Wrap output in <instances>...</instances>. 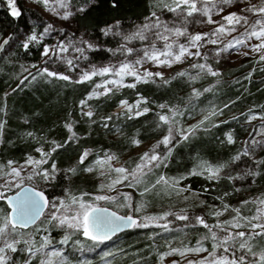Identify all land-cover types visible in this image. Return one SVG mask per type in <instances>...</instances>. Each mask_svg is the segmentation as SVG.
Segmentation results:
<instances>
[{
  "label": "trees",
  "instance_id": "obj_1",
  "mask_svg": "<svg viewBox=\"0 0 264 264\" xmlns=\"http://www.w3.org/2000/svg\"><path fill=\"white\" fill-rule=\"evenodd\" d=\"M68 2L69 6L77 11L72 17L73 23L71 22L75 32L90 34L99 43L112 49L120 48L122 42L116 36H105L103 29L115 24L121 29H128L156 17L168 21L173 12L168 11L165 5L175 6L171 0H68ZM16 7L21 12L18 18L11 15L8 0H0V43L2 44L9 36L13 37L4 45L3 51H0V123L3 124V131L0 133V169H7L10 161L23 164L28 157L40 156L37 148L50 152L54 147L53 142H56L63 147L52 152L48 162L43 165L46 170L51 169L53 163L59 168V172L45 190L49 199L65 193L77 196L88 193L90 195L85 197H93L100 192V185L94 175L87 174L86 168L107 151L122 147L130 148L134 139L143 143L158 142L167 134L168 125H164L158 119L157 113L161 115L164 113L159 105L179 108L183 112L185 122L191 119L202 120L213 109L218 111L222 109V113L219 114L221 120H214L201 126L186 141H178L179 138L172 141L169 145L172 152L166 166L155 168L153 173L144 178L142 184L137 186L139 191L135 192L133 202L142 200L149 206L148 208H155L158 204V199L155 198L164 186L158 185L143 196L140 192L145 185L150 187L156 177L163 174L170 179L187 176V179H179V184L202 196L206 207L211 210L238 203L240 191L226 176L220 175L219 179L209 180L206 174L188 176V173L202 162L227 166L246 165L243 156L245 147L257 137L259 128L264 125V120L254 124L253 120L248 119L253 114L258 117L264 115V61L259 58H246L239 66L215 77L205 74L201 78L191 80L188 77H179L178 72H174L167 80L137 83L135 88H129L124 93L115 92L91 102L100 108L99 112L101 110L104 112L98 121L92 123L89 117L81 113V101L87 100L98 83L97 79L75 83L39 75L38 65L44 60L42 56L44 47L53 42L43 38L45 23L39 11L25 7L22 0H16ZM80 8L85 10L81 12ZM153 12L156 13V17L152 16ZM31 34H36L38 40L25 49L22 44ZM107 56L108 52L103 49L91 53L90 58L91 61L98 62L107 59ZM25 69L31 70L30 72L37 78L32 80L31 76L25 75L29 79L24 80L23 75L27 72ZM21 80H24L23 84L20 83ZM205 88L210 91L204 92ZM193 89H198L202 95L194 97ZM141 97L147 100L146 107L150 111L139 117L127 119L123 123H115L112 113L120 107V102L128 100L134 103ZM106 117L112 119L103 120ZM106 122L109 125L104 128ZM67 123L72 124L76 136L65 143L72 135L65 127ZM117 133L119 136L114 139L113 136ZM229 134L233 137L234 143H228ZM85 150H88L90 155L81 164L80 156ZM166 151L164 146L158 149L161 154ZM237 155H240V159L233 160ZM138 160L139 157H134L127 163L132 168ZM261 161H264V151ZM71 168H75L76 171L69 172L68 169ZM256 172L259 175L255 176L250 191L264 189V162H261L259 167L257 165ZM252 178L253 176L248 175L246 181L249 182ZM18 190L6 195L15 194ZM110 209L117 210L113 207ZM9 211L5 200L0 199V214ZM128 211L129 207L120 211V214L127 215ZM190 214H187L189 216L187 221L178 220L175 216H169L164 220L171 231L155 226L126 231L115 237L114 241H118L117 243L105 248L104 252L107 254H88L89 264H158L160 254L167 247L163 239L172 238L171 243L178 244L183 234L190 235L189 242L193 245L201 242L210 245L209 238L203 239L209 234L208 229L195 221L197 215ZM42 219L28 230L33 241L19 244L18 251L9 264L18 259L26 262L29 253L25 249L33 245L40 247L45 236L54 245L59 244L62 231L54 226L49 229L41 228L45 224ZM17 231L25 232L19 229ZM223 235L225 233L220 234ZM248 243L256 256H252L246 250L238 251L237 256L244 255L246 264H255L258 256L264 254V236L249 239ZM99 245L101 244H94L78 235L69 241L65 250L70 260L78 263L82 259L81 249L87 253L95 252ZM217 253L221 254L220 251ZM227 255L231 256L230 253ZM32 264H38V259Z\"/></svg>",
  "mask_w": 264,
  "mask_h": 264
},
{
  "label": "snow or ice",
  "instance_id": "obj_2",
  "mask_svg": "<svg viewBox=\"0 0 264 264\" xmlns=\"http://www.w3.org/2000/svg\"><path fill=\"white\" fill-rule=\"evenodd\" d=\"M37 2L42 3L48 10L55 11L54 8L50 7V0H37ZM57 4L60 7H67L65 0H56ZM237 2V0H200L202 7L198 8L197 3L198 0H173L174 7L166 4L165 8L168 11L174 13H181L186 22L187 17H192L194 14L199 13L204 17H207V23L209 24H219L217 28H215L212 33H204V34H195L190 35L187 32L186 27H169L166 22L160 20L159 17H156V13L153 12L152 16L156 17L155 22L153 23H145L142 27H138V29L132 33L122 34L120 32L112 33V28L109 27L107 29H103L105 35L114 34L122 36V39L126 42H131L132 40H140L144 41L148 39L146 35L147 32H151L153 29L157 31L154 33L158 40L164 41L163 49H158L155 45V42H152L149 48L143 50V55L134 61H125L121 62L119 65H108L104 67L97 68L96 66H92L90 71L82 72L80 78L76 80V83H84L86 81H90L93 77L96 76H108L112 75L116 77V79H108L103 83L96 84L95 88L100 89L103 88V92L93 91L87 99H91L93 97H97L100 95H107L113 91V88L119 89L121 87L127 88H135L137 83H155V78H160L163 80V74L161 72H152L150 70H145L143 74L138 71V66L143 65L145 60L154 62L157 66H167L172 67L173 64L180 63L183 61L185 56L188 57H200L201 53L199 52V44L198 42L205 40L210 44H218L219 39H212L211 37L219 38L222 35H231L233 32L237 31V26H240L244 29L243 32L240 33L239 37H234V42H229L223 49L217 50V55L221 51H227L230 48H236L241 45H247V41L255 38L259 43L255 45H251V51L256 53L264 52V0H261L259 4H253L250 0H239L240 3L246 4L245 7L240 9V12H231L228 15L222 16V20L227 22V25L223 23H219L218 21H214L212 19V10L213 8H217L219 12L224 11L225 5H232ZM8 5L11 8V15L13 17H19L21 15L20 10L16 7V0H8ZM211 5V7H209ZM115 6V5H113ZM84 8H80L79 11H84ZM257 17L254 21L249 23V15ZM72 13L68 12L63 15V19H68ZM119 23V22H117ZM52 29V25H48L44 28L43 34H48ZM181 37L186 36L188 39V43H178L176 41L169 42L170 37ZM13 37L9 36L3 40V43L0 44V51H3L4 45H7ZM38 40V36L36 34H31L27 37V41L22 44V47L25 49L29 48V45ZM84 46H76L71 41L68 46L74 47V51L81 54V58L87 59V56L84 55L85 48L95 50V46L88 41H82ZM68 46L65 45L64 41H60L59 44L54 49H50L48 46L44 47L42 52V56H49L51 52L53 56H59L60 53H64L68 51ZM192 48H196L197 51H191ZM109 51H120L125 55H131L133 53V49L127 47V43L122 44L120 48L116 50ZM244 55H248V53H244ZM205 60L207 56L203 57ZM259 59L264 61V54L260 55ZM66 63L69 66H73V60L67 59ZM32 67H36V65H32ZM192 68L198 69L196 76H191V74L187 71H181L177 73L179 77H188L191 80H195L199 78L200 73H206L213 77L220 75V73L210 65L206 64H193ZM27 71V69H25ZM38 74L43 76L46 75L48 77H54L60 80L70 81L71 77L62 73H58L56 71H50L47 67L39 69ZM29 76H31L32 80L37 78L36 75H33L29 72ZM133 77L135 83H124L126 77ZM29 77L25 76L24 80H28ZM24 80H21L20 83L23 84ZM165 83H169V81H164ZM108 85H112L110 88ZM210 89L205 88L204 92H208ZM192 95L194 97H199L202 93L198 89H193ZM141 103L146 104L147 100L143 97L137 100L135 104H129L128 101L123 100L120 102L121 106L125 107L126 114H128L129 118H133V110L136 109L134 115L136 117L144 115L149 112L150 109L148 107H144L142 110L140 109ZM86 104V100L81 101V106ZM167 107L164 104L159 105V108L164 109ZM227 107V105H225ZM169 114H159L158 119L164 125H168L167 134L157 142L153 148L143 153L139 160L135 163L134 167H112L111 161L117 159L114 155H106L103 159H99L96 161L97 168L101 170V175H105L106 172H114L116 174L115 178L112 179L111 183L108 185H100V190L103 191L105 188L108 190H115V186L118 184H125L126 187H136L141 185L144 181V178L147 177L150 173H153L155 168H160L161 165L166 166V161L171 155L172 148L169 145L172 144V141L176 138V135H179L182 140L186 141L189 139L191 135H194L195 132L203 125L204 121L209 119V116H215L217 114L222 113L221 110L213 109L209 116H205L197 125H193L188 127L187 129L182 128L179 125V121L176 119L177 116L183 115V112L177 107H170L168 109ZM251 111V110H250ZM84 115L91 118L93 116V112L88 111L84 112ZM264 120V115L257 116L253 114L248 119L249 121L254 119ZM105 120L112 119L111 117L103 118ZM107 127V124L104 125ZM159 126V125H158ZM218 126V125H214ZM65 127L68 129L72 135L68 138L69 141L73 140L76 134L72 130V124L67 123ZM264 129V125L261 126ZM3 131V124L0 123V133ZM264 135V131L261 132ZM28 135H32L28 133ZM228 143H234L233 137L231 134L227 137ZM133 144L139 146L141 141L133 140ZM54 147H52L50 152H44L41 148H37L36 151L41 154V159H35L33 157H28L26 160L27 165H33L34 170L33 174L29 175L27 179H32L33 175H42L45 179L50 177V173L48 170H43L42 172L36 171V169L40 168L41 165L46 164L48 162V158L51 157V153L55 152L57 149L63 147L62 144L53 142ZM261 144L264 145V141H257L253 139L251 141V145L255 147L256 145ZM163 145L167 151L163 154L157 151L160 146ZM249 151L247 146L243 152V155H249ZM90 155L88 150H85L81 156L79 163L83 164L87 157ZM240 155H237L233 158V160H239ZM264 161H257L259 164ZM10 171L4 173L6 176H11L18 178L20 181L24 179L22 176V169L17 167H11L14 162H8ZM107 166V167H105ZM225 164L212 165L207 162H202L198 164L196 168L192 169L188 176H205L209 180L219 179L220 173L223 171ZM52 172L55 173L56 165L53 163L51 165ZM96 169L91 167L86 168L85 171L91 172ZM69 172H75V168L68 169ZM246 175H251L253 177L259 175L258 172H254L249 170ZM187 176L181 177L179 179H187ZM241 179L243 177H240ZM179 179L168 178L163 174L156 177L154 182L149 187L145 185L143 191L140 192V195L143 196L145 193L150 192L152 189H155L158 185L161 186H169L176 189V185L179 184ZM229 179H234V177H229ZM127 182V183H125ZM16 187L20 188V191L17 192L14 196H7L4 191H0V199L6 200L10 211L6 214H0V264H8L11 259L7 252L11 251L13 253L17 252L18 249L16 247L21 241L19 239L20 233L17 232V229L27 228L30 225L36 223V221L43 215L44 210L49 207L50 201L48 197L42 191H37L33 188L23 187L21 183H16ZM5 187L7 190H11L12 181H8L6 185L0 186ZM190 191V189H176L177 195H180L183 191ZM88 193H82L81 195H71L67 201L60 200L58 203H51V207L54 209L53 212L50 213L49 223L52 221L56 222V227L66 228L70 230L66 232L63 239L59 242L61 245H66L69 243L71 239V235L73 233H81L85 238L92 241L94 244L104 243L107 240H110L116 233L123 231L125 229L131 228H149L152 226L161 227L165 231H171L168 224H160L159 221L167 220L169 216H175L178 220H189V216L186 213V210H181V214L165 212L159 216H144L142 219L134 218L131 215L128 216H120L116 212L110 211L107 208L100 207L96 204L97 201H109L113 202L116 200V197L109 195H96L91 197V202L85 200V196H89ZM125 202H128L132 199L131 194L125 193L123 194ZM187 199V197H185ZM254 203L257 205L256 214L251 217H245L241 214L240 208L231 209L232 212L235 213L233 218L228 221L217 222L214 225H209L203 216H196L195 221L202 225L204 228L208 229L209 235L203 237V239L211 238L213 243V251L209 253V256L204 257L198 261H188V264H246V258L244 255L237 256L238 251L246 250L247 253H250L252 256H256V253L252 252V248L248 243L249 239H253L256 236H264V198H258L255 201H243L242 204ZM123 206L132 207L130 203H126ZM144 205L141 204L140 207H137L135 211L139 212ZM230 208L229 205H224L223 211H228ZM223 211H215L214 215L219 217L223 214ZM241 221H244L243 223ZM255 221V222H254ZM213 228L220 229L225 233L223 236H218L217 232L213 231ZM231 229H240L245 228L249 229V231H229ZM259 229L260 231H257ZM247 237L248 239H245ZM25 244H28V241H24ZM79 243V241H76ZM50 241L47 236L43 238V242L40 247L29 246L25 249L26 252L30 254V258L26 261V264H31V256H35L37 253H41L45 258L41 259L39 264H56V261L52 259V257H56L59 261V264H67L66 258L64 257L62 249H54L51 252H46L45 249L49 247ZM169 251L160 254V262L163 264V261L166 257L172 255H180L186 256L187 253H197L207 252L208 249L204 248L202 242L198 244L197 247L184 249L172 248L170 244H168ZM83 250V249H81ZM217 251H220V255H217ZM228 253L231 256L227 255ZM172 264H178L177 261H173ZM255 264H264V254L259 255Z\"/></svg>",
  "mask_w": 264,
  "mask_h": 264
},
{
  "label": "rangeland",
  "instance_id": "obj_3",
  "mask_svg": "<svg viewBox=\"0 0 264 264\" xmlns=\"http://www.w3.org/2000/svg\"><path fill=\"white\" fill-rule=\"evenodd\" d=\"M171 1L173 2V0H171ZM22 2H23L25 7L37 10L42 14V16L44 17L45 27L48 25H52V29L49 31V33L44 34V36H43V38H45L47 40L48 39L52 40L53 43L48 45V47L50 49L56 48V46L59 44L60 41H64L66 46L69 45L70 41L76 46H84L82 44V41H88L89 43H91L95 46V50L85 48L84 55L87 56V59L81 58V54L74 51V47L68 46V51L64 52V53H60L59 56H53L52 53L50 52L49 56H47V57L44 56V60L42 61L41 64L38 65V69H42L44 67H47L50 71H56L58 73H62V74L70 76L71 82H75L76 80H78L80 78L82 72L90 71L92 66H96L97 68H99V67H104V66H108V65H119L121 62H125V61H134L135 59H137L143 55V50L146 48H149L152 42H155V45L158 49H163L164 41L158 40L156 38L154 33L157 30L153 29L151 32L146 33V35L148 36V39L144 40V41H140L137 39V40H132L131 42H126L122 39V36H120V35L109 34V36H116L122 42V44L127 43V47L132 48L134 50L131 55H125L120 51H109V49L116 50L118 48L112 49V48L106 47V46L102 45L101 43H99L90 34H85L83 32H79V33L75 32V30L73 28V24H72L73 23L72 17L75 15V13L77 11L69 6L68 0H65L67 7H63V8L60 7L59 4H57L56 0H50V7L54 8L55 11L48 10V8H46L42 3L37 2V0H22ZM250 2L253 4H259L261 2V0H250ZM245 6H246V4L240 3L239 0H237V2L233 3L232 5L223 6L224 7L223 12H219L218 7L213 8L212 19L214 21H218L219 23H223V24L227 25V22L222 20V16L228 15L231 12L239 13L240 9L242 7H245ZM197 7L198 8L202 7L200 0H198ZM209 7H211V5H209ZM68 12L72 13V15L69 16L68 19H63L62 18L63 15L65 13H68ZM247 15H249V18H250L249 23H251L252 21H254L257 18L255 16H252L250 13H247ZM159 18L161 21L166 22L169 27H173V26L186 27L187 32L190 35L204 34V33L210 34V33H212V31L215 28H217L219 26V24H216V23H213V24L207 23L206 22L207 17H204L199 13L194 14L192 17H187L186 22H184V19H183L181 13H174L173 12L172 17L168 21L164 20L161 17H159ZM155 20H156V18L150 19V20H147L143 23L136 24V25H134L128 29H123V28L121 29V27H119L118 24H115V25L110 26V27L112 28V33L120 32L122 34H128V33H132L134 31H136L138 29V27H142L145 23H153V22H155ZM243 31H244L243 28H241L240 26H237V31L233 32L231 35H222L219 38L211 37L212 39H219L220 42L218 44H215V45L207 43L205 40L198 42V44H199L198 50L201 53L200 57L185 56L182 62L173 64L172 67L157 66L154 62L145 60L143 62L142 67L138 66V71L141 74H143V72L146 69L150 70L152 72H161L163 74V80H167L173 75L174 72H181V71H187L191 74V76H196L197 72L199 70L192 68L191 65H193V64H206V65H210L213 68V70H216L220 74H222L224 71H227V70H230L231 68L239 66L243 62V60L246 58L255 59V58H259L260 55L264 54V52L256 53V52L251 51L250 46L255 45V44L260 42V41H257L255 38L248 40L247 45H241V46L236 47V48H230L227 51H221L219 53V55L216 54L218 49H223L229 42H234V37H239L240 33ZM172 41H176L178 43H184V44L188 43V39L186 36H181V37L171 36L169 42L171 43ZM103 49H105V51L108 52V56L106 57L107 59H103L102 61H98V62L91 61L92 60L90 58L91 53L96 52V51H101ZM191 51L195 52V51H197V49L192 48ZM244 53H248V55H244ZM204 56H207L206 60L203 58ZM67 59L73 60V66H69L66 63ZM30 71L31 70L27 71L23 76L29 75ZM205 74L206 73H203V72L200 73L199 78H201L202 76H205ZM94 79H97V82H98L97 84H100V83H103L105 80H108V79H116V77H114L112 75L103 76V77L96 76V77H93L92 80H94ZM92 80H90V81H92ZM163 80H161L160 78H155V81H163ZM86 82H89V81H86ZM124 83H126V84L127 83H135V80L133 77L129 76V77L125 78ZM108 87L112 88L113 86L108 85ZM128 89L129 88H127V87H121L118 90L113 88V91L107 95H100L97 97H93L91 99H87L86 104L81 106V113L83 114L84 112L91 111V112H93V116L91 118H89V119H91V122L94 123V122L98 121L103 116L104 112H103V110H101L99 112L100 108L91 102H95L97 100H100L101 98L110 96V95L114 94L115 92L116 93H124ZM94 90L97 92H103L104 91L103 88H100V89L95 88ZM139 99H141V98H139ZM126 101H128V100H126ZM128 103L130 105L135 104V102L132 103L129 101H128ZM144 107H146V104L141 103L140 109L142 110ZM168 109H169L168 107L164 108L163 114H169L170 115ZM135 111H136V109L133 110V114H132L133 118H136V116L134 115ZM112 115L115 117V119H114L115 123L116 122H122L123 123L127 119H130L128 114H126L125 107L121 106V104H120V107L112 113ZM83 116L88 117L84 114H83ZM176 119L179 121V125L184 129H187L188 127L193 126V125H197L201 121L198 119H191V121L185 122L182 115L177 116ZM221 119L222 118L219 116V114H217L215 116H209V119L205 120L203 125H206L209 122H212L214 120L219 121ZM103 120H105V119H103ZM257 122H262V120H253L254 124ZM105 124L109 125L108 122L104 123V125ZM203 125H201V126H203ZM104 128H106V127L104 126ZM259 130H260V132L258 133L257 137H255V140L264 141V135L261 134V132L264 131V129H262V127H261V128H259ZM118 136H119V133L114 135L113 138L117 139ZM176 138L177 139L179 138L178 141L182 140L179 135H176ZM156 144H157L156 141L147 142V143L141 142L139 146H136L135 144L131 143L130 148L127 147V148L123 149V147H122L121 149H119V148L112 149L111 151L105 152L104 155L101 158H98L97 160L103 159L106 155H114L115 157H117V159L111 161L112 167L124 166V167L130 168V164H128L127 162H129L134 157H140L143 153L150 151L153 148V146ZM161 146H163V145H161ZM247 148H248V151L250 154L247 156L243 155L244 156V164H246V165H241V166H239V165L227 166L226 165V167H224L223 171L220 173V175H224L228 179H229V177H234V179H229V180L233 184H235V186H237V189L240 191V197L238 199V203H236L234 206H230L228 211H223V208L222 209L214 208L212 210L210 208H207L205 205V199L191 189H190V191L186 190V191H183L180 195H177L176 189H188V188H183L180 184L176 185V189L169 187V186H164L159 191V194L157 197L155 196V192L153 191L154 198L156 197L155 200L158 199V204L155 208H152V209L148 208L149 206L144 204V202L142 200H140L137 203L133 202L135 192H138L139 190H138L137 186L136 187H126L125 184L116 185L115 190H108L107 188H105L103 191L100 190V186H99L100 192L97 193L96 195L114 196V197H116V200L113 202L97 201L96 204L100 207H103V208L113 207V208L117 209L116 212L120 213V211L125 210V208H128L127 206H123V205H125L126 203H130L132 205V207H129L130 211L127 212V216L131 215V216L137 217L139 219H142L144 216H159L165 212H172V213L181 214V210L183 209V210H186L187 214L191 213L190 215H192V216H194V215L203 216L209 225H214L217 222H223V221L231 220L233 218V216L235 215V213L231 211V209H233V208H240L242 216L251 217V216L256 214L257 205L254 203L242 204V202L243 201H255L258 198H264V189H262V190L259 189L258 191H256V190L250 191V189L253 186L255 177H253L252 179L249 180V182H247L246 180H247L248 175H246V173L249 172V170L256 172L257 165H258V167L261 165V163L257 164L256 162L261 161L262 152L264 151V146L261 144H258L255 147H253L251 145V141H250L247 145ZM157 151H158V149H157ZM31 157H33L35 159H41V155L40 156H31ZM96 161L91 166H89V167L96 169V170L91 171V172L87 171V174L94 175L95 178L98 180L99 185L110 184L112 179L115 178L116 174L114 172H106L105 175H101V170L97 168ZM43 165H41L40 168L36 169V171L42 172L43 170H45L43 168ZM212 165H214V164H212ZM11 167L21 168L22 169L21 174L24 177V179L22 181H20L18 178L4 175V173L10 171L9 166L7 169L1 168L0 169V186L6 185V183L8 181H12L11 190H7L5 187H0V191H4L5 194L12 192V191H15L17 189H20L19 187L15 186L16 183H21L23 187L30 185V186H33L37 189L45 191L48 187L47 186L48 183L52 182L53 179L55 178V176L57 175V173L59 172L58 171L59 168L56 166L55 173L52 172V169H48V171L50 173V177L48 179H45L42 175H33L32 179H27V177L29 175L33 174V170H34L33 165H27L24 162L23 164L13 163L11 165ZM71 167H73V166H71ZM105 167H107V166H105ZM240 177H243V178L241 179ZM125 183H127V182H125ZM138 186H140V185H138ZM125 193L131 194L132 199L128 202H125V200H124L123 194H125ZM71 195H73V193L72 194L65 193L62 196H58V197H55L52 200H50L48 210L46 211V213L42 219L43 221H45V224L41 228L49 229V228L54 226L57 230L62 231V233H61L62 236L60 237V241L63 239L66 232H68L70 230H67L66 228H62V227H56L55 221H52L51 223L48 222L49 217H50V213L54 211V209L51 207V203H53V202L58 203L60 200L67 201ZM96 195H94V196H96ZM185 197H187V199H185ZM84 199L91 202V197H84ZM141 204L144 205L141 208V210L139 212L135 211V209L137 207H140ZM215 211H223V214L219 217H216L214 215ZM121 215H123V214H121ZM241 222L243 223L244 221H241ZM159 223L165 224L164 220L159 221ZM23 231H25V232L20 233L21 235L19 236V239L21 241L19 244L24 243V241H28L29 243H31L33 241L32 234H30L28 230H22L21 232H23ZM213 231L217 232L218 236H220V234L224 233L220 229H216V228H213ZM229 231H249V229H245V228L231 229V228H229ZM257 231H260V230L257 229ZM78 235H81L83 238H85L81 233H73L71 235V239L75 236H78ZM208 235L210 236V234H208ZM189 238H190L189 234H183L182 237H180V239H179V243L174 244V243H171L173 241L172 238L165 237L163 239V242L165 240V242L167 243V247H165V251L163 253L169 251L168 244H170L172 248H178V249H184L185 247H188V248L197 247L198 244H196V245L191 244L189 242ZM245 239H248V238L245 237ZM114 240H115V238L112 239L111 241H107L105 243H100L101 245H99V248L97 249V251L95 250V252H88L87 253V252H83L85 250H81L80 255L82 256V259L78 263H73V261L70 260V258L68 257L66 250H65V248L68 244L61 245L59 243L61 246H59V244L54 245L51 242V240L49 239L50 244H49V247L47 249H45V251L51 252L54 249H62L64 257L66 258L67 264H89L90 260L87 258L88 254H97V253H100L101 255L107 254L104 252V250L106 247L108 248L109 245L111 246L114 243L118 242V241H114ZM208 241H209L210 245H207V243H202L203 247L208 249L207 252H200L199 254L190 252V253H187L186 256H183V257L180 255L168 256L164 259L163 264H172L173 261H177L178 264H188V261H190V260L191 261H198L204 257L209 256V253L213 251L212 246H213L214 241L211 238H209ZM248 242H249V240H248ZM19 244H17L16 247ZM14 254L15 253H13L11 251L7 252V255L11 258L9 260V262H12ZM217 255H220V254L217 253ZM29 258H30V254L26 258V261H28ZM44 258L45 257L41 253H37L35 256H31V264L33 261H35V259H38V264H39L40 260L44 259ZM52 259L54 261H56V264H59V261L56 257H52ZM9 262H8V264H9ZM12 264H26V262L23 263L20 261V259H18V260H16V262H14ZM158 264H161L160 260H159Z\"/></svg>",
  "mask_w": 264,
  "mask_h": 264
},
{
  "label": "water",
  "instance_id": "obj_4",
  "mask_svg": "<svg viewBox=\"0 0 264 264\" xmlns=\"http://www.w3.org/2000/svg\"><path fill=\"white\" fill-rule=\"evenodd\" d=\"M24 187H26V188H33V189H35V190H37V191H42V190H40V189H37V188H35V187H33V186H30V185H27V186H24ZM20 191V189L17 191V192H19ZM16 192V193H17ZM42 192H44V194L48 197V199H49V196H48V194L45 192V191H42ZM15 193V194H16ZM15 194H12V195H10V196H14ZM49 201H50V199H49ZM5 202H6V204L8 205V203H7V201L5 200ZM8 207H9V205H8ZM10 209V208H9ZM107 209H109L110 211H113V212H116V211H114L113 209H110V208H107ZM48 210V207L44 210V213H43V215L36 221V223L35 224H33V225H30L29 227H27V228H23V229H20V230H29V229H31V228H33L34 226H36L38 223H39V221L44 217V215H45V213H46V211ZM118 215H120V216H127V215H121L120 213H118V212H116ZM134 218H137V217H134ZM137 219H139V218H137ZM134 228H131V229H125V230H123V231H120V232H118V233H116L110 240H112L113 238H115L116 236H118V235H120V234H122V233H124V232H126V231H130V230H133ZM110 240H107V241H110ZM107 241H105V242H107ZM104 242V243H105Z\"/></svg>",
  "mask_w": 264,
  "mask_h": 264
}]
</instances>
